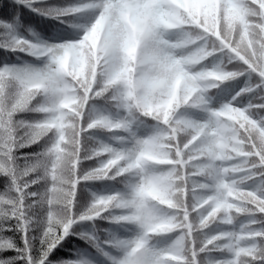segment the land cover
<instances>
[{
	"label": "snow or ice",
	"instance_id": "obj_1",
	"mask_svg": "<svg viewBox=\"0 0 264 264\" xmlns=\"http://www.w3.org/2000/svg\"><path fill=\"white\" fill-rule=\"evenodd\" d=\"M0 264H264V0H0Z\"/></svg>",
	"mask_w": 264,
	"mask_h": 264
}]
</instances>
